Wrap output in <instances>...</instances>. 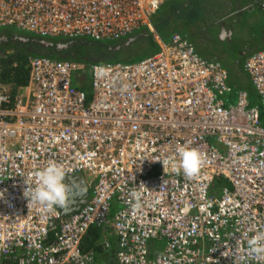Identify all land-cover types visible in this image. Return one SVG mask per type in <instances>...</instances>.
Here are the masks:
<instances>
[{"label":"built area","instance_id":"built-area-1","mask_svg":"<svg viewBox=\"0 0 264 264\" xmlns=\"http://www.w3.org/2000/svg\"><path fill=\"white\" fill-rule=\"evenodd\" d=\"M166 1L0 0V26L119 40L151 27ZM29 67L15 96L0 79V264H92L95 250L82 248L92 226L104 229L103 248L116 239L119 264H238L247 254L248 239L264 232V122L247 91L234 103L222 62L175 33L139 61L92 64L89 103L73 85L84 62L31 56ZM243 67L264 107V50ZM181 147L204 154L198 176L174 171ZM149 159H168L167 171ZM50 163L87 184L77 211L28 205L25 189ZM220 178L227 184L217 188Z\"/></svg>","mask_w":264,"mask_h":264},{"label":"rangeland","instance_id":"rangeland-1","mask_svg":"<svg viewBox=\"0 0 264 264\" xmlns=\"http://www.w3.org/2000/svg\"><path fill=\"white\" fill-rule=\"evenodd\" d=\"M249 2L251 4H249ZM172 3H175V0L163 4L159 12L157 14H153L151 17L154 25L157 28L158 34L163 38H167L168 35L170 36L175 29L186 34L188 39L195 45L197 52L202 57L209 60L221 59L223 65L227 67L230 77L229 84L232 90L235 92L233 93L234 103L237 101V90H245L249 94V100L252 105L262 106L261 97L255 85L253 84L250 75L244 70V60L241 61L240 64L234 62L235 57L240 58L238 53L241 52V49L242 54H247L249 52L251 54L256 50L264 48V11L259 9L255 0H242V12L237 15V18L241 17L242 22L238 23V29H236L234 37L231 39L232 41L230 39L222 38L223 31L219 28V25L216 24L217 16L214 15L213 12H209L210 10L207 8V5L203 0L201 2L200 10L196 12L197 17L193 19L192 22V25H194L196 28H193L191 31L181 23V21H185V18L187 17L186 14L180 12L179 16H176L174 13H168L170 16L166 15L167 10ZM223 17L225 21H229L228 17ZM167 18L168 20H165ZM235 18L236 17H233V19ZM141 28H143V31H146V33L149 35L145 44L132 43L130 45L131 51L124 53L119 52L117 55L118 59L115 58L116 61H137L156 51L157 46L150 40L154 34L152 32L150 33L148 29H145L144 26ZM7 29L13 31L14 33L23 32V30L16 26H0V31H2L1 33H4ZM139 29L136 30L132 35L139 34ZM49 38L53 41L58 40L57 38ZM129 38L131 37H128V39ZM105 42H109L112 45L118 44V40H108ZM123 42L125 43L126 40ZM243 56L246 57L245 55ZM78 73L83 75L86 74V76L80 80V78L76 79L75 75L73 77V80L74 78L76 79L74 85L77 88L84 89L87 95V102L89 103L94 96L91 70L89 72L88 70L84 69ZM114 210L115 208L113 211ZM110 239L112 240V238ZM107 260L111 263H108ZM92 264H118V262L115 258L113 259V257L110 260L106 259V257H98L97 260Z\"/></svg>","mask_w":264,"mask_h":264},{"label":"trees","instance_id":"trees-1","mask_svg":"<svg viewBox=\"0 0 264 264\" xmlns=\"http://www.w3.org/2000/svg\"><path fill=\"white\" fill-rule=\"evenodd\" d=\"M0 34H8L11 35H26L28 37H39L35 34L26 31L14 33L13 31L7 29L4 33ZM183 36V35H182ZM185 37V36H184ZM41 38V37H39ZM50 39V38H48ZM58 40H52L53 42L62 41L60 38ZM127 38L119 39L117 43H122ZM140 41V42H139ZM147 40L145 38H139L136 43L145 44ZM153 43V41H151ZM155 44V43H154ZM112 45L109 42L105 41H93V40H78L77 44H75L71 50L57 52L55 50H48L43 51L42 49H28L20 44L10 43V44H2L0 45V49L3 52L2 56V70L0 79L1 82L5 85L10 87V92L13 96L21 92V89L26 87L29 82V74H30V67H29V59L31 56H50L56 59H70L81 61L85 63V68L90 72L91 65L94 63H107V62H117L115 58L118 59L119 52H128L131 51L130 47L123 48L118 52H114L111 50ZM157 50V49H156ZM159 50V49H158ZM157 50V51H158ZM259 50H264L259 49ZM156 51V52H157ZM257 51V50H256ZM245 60V59H244ZM123 62H131V61H123ZM244 63V61H243ZM83 69V70H84ZM86 74L83 75L78 73L75 78L82 80L85 78ZM73 80V85L75 84V79ZM230 78V77H229ZM75 86V85H74ZM82 89V88H81ZM84 90V89H82ZM250 101V100H249ZM251 104V103H250ZM252 105V104H251ZM259 106V105H258ZM263 106H260V115L264 122L263 116ZM227 184V181L223 178H220L216 182V187L218 185ZM116 204H113V209L115 208ZM116 209V208H115ZM114 212V211H112ZM112 217V215L110 216ZM105 231L103 228L98 226H92L88 233L86 234L83 242L82 248L84 250H95L96 252V260L98 257H106V259H116V251H117V244L114 240H111V247L110 248H103L101 241L102 237H104ZM111 238V237H110ZM95 260V261H96ZM108 261V260H107ZM118 262V261H117ZM108 263H111L108 261ZM113 263V261H112ZM3 264H17L13 261H6ZM119 264V263H118Z\"/></svg>","mask_w":264,"mask_h":264},{"label":"clouds","instance_id":"clouds-1","mask_svg":"<svg viewBox=\"0 0 264 264\" xmlns=\"http://www.w3.org/2000/svg\"><path fill=\"white\" fill-rule=\"evenodd\" d=\"M179 162L174 165V171L181 172L189 178L198 176L205 162V156L196 149L179 148ZM159 161L167 171L170 161L168 159H149ZM35 186L28 184L24 195L28 200V205L36 204L51 212L55 208L64 209L68 207L69 201L77 196L83 197L86 193L77 187L74 178H70L65 168L58 163H50L36 174ZM132 195L139 200V193ZM247 254L239 257L238 264H248L249 258H258L264 262V232H257L247 241ZM218 264V262H217Z\"/></svg>","mask_w":264,"mask_h":264},{"label":"crops","instance_id":"crops-1","mask_svg":"<svg viewBox=\"0 0 264 264\" xmlns=\"http://www.w3.org/2000/svg\"><path fill=\"white\" fill-rule=\"evenodd\" d=\"M169 1H173V0H169ZM169 1H166V2H169ZM203 1L206 3L207 8L210 10L209 12H213L214 15L217 16L216 24L219 25V28L223 31L222 38L223 39H230V40L233 39L235 31H236V29H238V23L242 22L241 17L237 18V15H239V13L242 12V0H203ZM201 2H202V0H179V1L175 0V3H172L170 5L169 9L167 10L166 15L168 16L169 15L168 13H174L176 16H179L180 12L186 14L187 17L185 18V21H181V23L183 26H186L191 31V30H193V28H196L194 25H192V22H193V19H195L197 17L196 12L198 10H200ZM255 2H256V0H255ZM249 4H251V3L249 2ZM162 6H163V4H162ZM160 8L158 9V11L155 14H157L159 12ZM259 9H261V8H259ZM262 11H264V10H262ZM223 16L228 17L229 21H225ZM233 17H236V18L233 19ZM165 20H168V18ZM205 23H206V21H205ZM150 24H151V27L150 26L149 27L144 26V28L148 29L150 33L152 32L154 34L150 40L153 41V43H155V45L157 46V50L160 49V47L163 43L170 42L173 34H175V33H179V34L185 36L186 38H188L186 34L180 32L176 29L173 31V33H171L170 36L168 35L167 38H163L158 34L157 28L154 25L152 19L150 20ZM141 27L139 29V31H140L139 34L129 36V37L135 38V40L132 43H136L139 40V38H145L146 40H148L149 35L146 33V31H143V28H141ZM126 41H128V40L126 39ZM123 43L124 42L118 43V44H123ZM130 45L128 47H130ZM124 48H127V47H124ZM156 51H154L152 54H154ZM240 51L241 52L238 53L240 58L235 57V59H234L235 63H237V61H239V60H240V62L244 60V58H242V57H244L242 55V49ZM152 54H150V55H152ZM249 54H250V52L247 53L246 55H249ZM213 60H218V61L222 62L221 59H213ZM137 61H139V60H137ZM131 62H136V61H131ZM222 64H223V62H222ZM82 178H83V176H82ZM107 236H110V235L108 234ZM110 237L112 238V240H114L116 242V239L113 236H110ZM152 244L153 245L154 244L155 245H161L160 242H157V243L152 242ZM89 250H91V249H89Z\"/></svg>","mask_w":264,"mask_h":264},{"label":"water","instance_id":"water-1","mask_svg":"<svg viewBox=\"0 0 264 264\" xmlns=\"http://www.w3.org/2000/svg\"><path fill=\"white\" fill-rule=\"evenodd\" d=\"M135 38H129L128 41H126L123 44H117L113 47H111V50L114 52H118L124 47H128ZM20 44L28 49H42L43 51L48 50H55L57 52L67 51L71 50L72 47L77 44V41H59V42H53L52 40L39 38V37H24V36H13L9 37L6 34H0V45L2 44ZM80 176L70 177L74 178L75 181L77 179L79 180ZM81 183L83 184L84 188L88 191V186L84 182V180H81ZM87 200V195L85 196V200L82 197L77 196L74 200L69 201L68 207L61 209L62 213L67 215L70 212H75L79 209V207L84 204Z\"/></svg>","mask_w":264,"mask_h":264},{"label":"flooded vegetation","instance_id":"flooded-vegetation-1","mask_svg":"<svg viewBox=\"0 0 264 264\" xmlns=\"http://www.w3.org/2000/svg\"><path fill=\"white\" fill-rule=\"evenodd\" d=\"M5 34V33H4ZM6 35H8V34H6ZM9 36V35H8ZM13 36H16V35H11V36H9V37H13ZM17 36H24V37H28V36H26V35H18L17 34ZM48 40H50V39H48ZM35 50H38V49H35ZM242 55H245V56H247L246 54H242ZM246 57H244V59H245ZM237 63L239 64L240 63V60L239 61H237ZM78 180V179H77ZM77 183H79V185H80V190L81 191H83V192H85L86 194L82 197L84 200H85V196L87 195V197L89 196V194H90V192H88L85 188H84V186H83V184L81 183V181L80 182H77Z\"/></svg>","mask_w":264,"mask_h":264}]
</instances>
